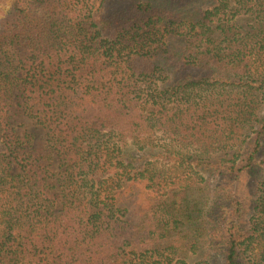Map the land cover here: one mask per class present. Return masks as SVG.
Listing matches in <instances>:
<instances>
[{"label":"trees","instance_id":"obj_1","mask_svg":"<svg viewBox=\"0 0 264 264\" xmlns=\"http://www.w3.org/2000/svg\"><path fill=\"white\" fill-rule=\"evenodd\" d=\"M202 1L102 16L92 0H14L0 22V264H186L175 236L223 246L222 264H264V182L243 226L240 209L215 221L191 198L204 167L236 179L258 153L263 4ZM240 11L259 29L236 32ZM15 105L48 130L58 170L13 126Z\"/></svg>","mask_w":264,"mask_h":264},{"label":"rangeland","instance_id":"obj_2","mask_svg":"<svg viewBox=\"0 0 264 264\" xmlns=\"http://www.w3.org/2000/svg\"><path fill=\"white\" fill-rule=\"evenodd\" d=\"M94 3V10L97 11L102 16H108L109 14H113L114 12H120L124 9H128L138 4H149L153 8H161L168 3V0H102V4L100 5L101 0H92ZM14 0H0V22L10 10L12 3ZM264 10V0H261ZM170 5L172 7V12H176L180 8L187 7L188 9H193L194 7L198 8L202 12L211 8L210 5L206 3V1L202 0H170ZM259 9L258 7L256 8ZM174 16H178V14H173ZM240 16H238L233 22L234 30L238 33H243L245 30L255 31V29H259V25H255L254 29H251L254 23L253 18L254 15H246L243 11H240ZM216 22V18H214ZM261 25L264 24V21H260ZM231 24V23H230ZM183 72H191L195 75L204 74L202 70L192 69L190 67H183ZM17 94V93H16ZM260 104V117L264 116V95L260 96L259 99ZM16 109V105H15ZM13 126L16 128L18 133L21 135L24 141L29 142L35 148L45 149L47 150L52 157V161L54 163L55 169L58 170V157L54 153L53 142L50 140L51 136L48 130L34 120L29 118L22 110L16 109L15 116L13 118ZM250 135V136H249ZM255 138V134L249 133L246 131V136L243 137L244 144L241 145L242 149L240 153L250 154L254 150V145L247 149L248 145L251 146L253 143L252 138ZM260 146L258 148V153L254 155L252 161V169L246 173L242 174L239 177L234 179L233 175H229L228 170L225 169L229 167V164L226 163L218 164L216 162V166L204 167L201 172L203 176H205V180L207 181L205 185H200L198 191L195 192L194 196H190L193 198L200 199V202L207 201L209 211V217L215 221H220L222 216L226 214H230L234 209H240L241 211L235 212L233 214L234 220L240 226H243L249 222L250 217L253 214V206L262 194V182H264V136L259 143ZM161 145L148 147V149L144 150L146 152V156L152 157L161 154L163 151L169 150V146H164V149L160 147ZM140 150L135 145H127V147L123 148L124 157L135 158V156H139ZM235 152V149L228 152H220L216 155L210 157H199L201 161L207 162L208 160L214 161L219 160L221 157L225 160L230 158ZM193 153V152H192ZM191 154V153H190ZM192 155L195 156V153ZM218 198V199H217ZM209 199H214V202L218 204H211ZM217 199V200H215ZM237 201V203H232V200ZM204 202V203H205ZM237 204H240L238 206ZM204 207L205 204H203ZM229 206H231L229 208ZM229 208V209H228ZM221 236H223V231H221ZM176 242H174L175 248L178 250V255L181 258H184L186 264H222V252L223 246H218L211 244L209 240H202L192 237L186 239L184 241L174 237ZM197 242L199 243H196ZM194 243L196 245L194 246ZM194 246V247H192Z\"/></svg>","mask_w":264,"mask_h":264}]
</instances>
